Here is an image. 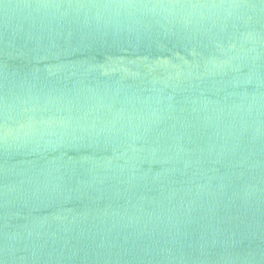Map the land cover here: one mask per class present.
<instances>
[{"label":"water","instance_id":"1","mask_svg":"<svg viewBox=\"0 0 264 264\" xmlns=\"http://www.w3.org/2000/svg\"><path fill=\"white\" fill-rule=\"evenodd\" d=\"M0 264H264V0H0Z\"/></svg>","mask_w":264,"mask_h":264}]
</instances>
